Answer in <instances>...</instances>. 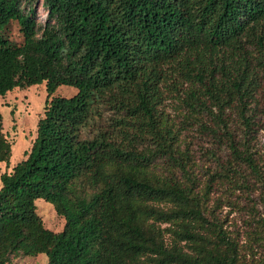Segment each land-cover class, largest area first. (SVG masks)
Returning a JSON list of instances; mask_svg holds the SVG:
<instances>
[{"label": "trees", "instance_id": "16d2710c", "mask_svg": "<svg viewBox=\"0 0 264 264\" xmlns=\"http://www.w3.org/2000/svg\"><path fill=\"white\" fill-rule=\"evenodd\" d=\"M27 1L0 0V95L45 82L48 99L25 157L0 173V264L16 253H44L46 264H263L245 260L208 206L209 184L195 188L160 104L177 98L259 174L246 142L264 78V0H43L42 24ZM12 20L20 43L6 34ZM61 84L76 91L52 95ZM102 110L109 125L83 135ZM231 110L246 128L238 140ZM10 152L0 118V162ZM162 155L180 175L153 171ZM36 198L64 217L61 230L44 226ZM167 229L191 248L168 243Z\"/></svg>", "mask_w": 264, "mask_h": 264}, {"label": "rangeland", "instance_id": "374dc122", "mask_svg": "<svg viewBox=\"0 0 264 264\" xmlns=\"http://www.w3.org/2000/svg\"><path fill=\"white\" fill-rule=\"evenodd\" d=\"M26 8H34V17L38 24H42L47 17V8L43 0H30L23 4ZM7 36L20 43L22 33L16 20H12L6 28ZM184 81L182 87H186ZM164 88L165 95L168 85ZM76 87L68 84L59 85L52 95H72ZM46 99H48L45 82L25 87H14L0 95V118L2 131L11 143V152L7 162H0V173L10 171L18 161L25 157L34 137L38 119L43 115ZM160 107L178 128L180 148L188 152V166L191 173L196 175V189L209 188L207 204L214 208L215 213L222 220L223 227L238 242L242 255L249 262L264 264V78L255 92L252 103L253 122L248 130L246 147L252 154L259 174L249 165L236 157L226 140L214 136L211 131H205L197 123V117L188 116V110L175 97L166 98ZM112 113L102 110L100 114L92 115L83 135L89 129L105 128L111 122ZM189 119V122L187 120ZM208 123L212 122L209 118ZM229 124L236 140L243 137L246 128L235 114L229 111ZM240 148H244L239 143ZM153 171L161 175H180V171L172 161L162 155L155 158ZM36 210L44 226L59 231L64 225V217L57 214L52 203L43 198H36ZM161 227H172L170 223H161ZM168 243L176 242L185 250L191 248L190 242L182 240L167 229L164 232ZM47 256L44 253L26 255L23 253L11 254L8 264H46Z\"/></svg>", "mask_w": 264, "mask_h": 264}]
</instances>
